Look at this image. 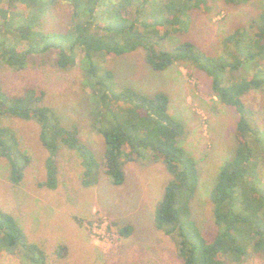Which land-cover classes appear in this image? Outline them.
Listing matches in <instances>:
<instances>
[{
	"label": "trees",
	"instance_id": "1",
	"mask_svg": "<svg viewBox=\"0 0 264 264\" xmlns=\"http://www.w3.org/2000/svg\"><path fill=\"white\" fill-rule=\"evenodd\" d=\"M2 1L0 66L21 70L31 56L53 49L54 64L60 70L79 66L82 87L88 89L91 126L105 146L96 155L81 139L77 125H63L43 102V90L28 88L8 95L0 80V158L8 162L13 182L21 180L29 159L15 132L1 124L3 117L38 124L47 154L41 184L49 189L58 184L61 146L78 155L84 187L97 184L101 175L113 185L122 184L126 161L160 160L170 179L155 206L154 227L172 239L182 264H241L252 254H264V125H259L254 109L244 102L251 91L264 95V5L246 25L224 36L221 53L210 54L189 39L176 41L170 48L161 43L170 33L186 32L191 10L205 0H63L71 8L64 31L39 28L40 18L59 0ZM224 1L243 5L250 0ZM138 48L153 70L186 62L203 71L210 78L212 93L238 115L235 148L208 192L216 225L211 239L201 233L192 215L199 172L194 158L179 143L185 125L170 114L168 95L162 91L144 94L128 85L116 88L114 74L104 64L106 56ZM131 231L130 224L118 226L123 237ZM2 254H14L23 264H46L49 257L41 245L28 240L12 214L0 209ZM64 255L63 246L53 253L55 260Z\"/></svg>",
	"mask_w": 264,
	"mask_h": 264
},
{
	"label": "rangeland",
	"instance_id": "2",
	"mask_svg": "<svg viewBox=\"0 0 264 264\" xmlns=\"http://www.w3.org/2000/svg\"><path fill=\"white\" fill-rule=\"evenodd\" d=\"M58 2L40 18L39 28L43 31L67 28L71 8L63 0ZM4 4L0 2V7ZM263 5L264 0H250L243 5L205 0L191 10L186 32L170 33L161 43L170 48L176 41L189 39L206 52L219 54L224 36L246 25ZM160 32L164 30L160 28ZM55 57L53 49L31 56L21 70L0 66L1 87L8 95L21 94L28 88L43 90V102L57 113L63 125H77L81 139L97 155L105 146L102 136L91 126L88 89L82 87L81 69L76 66L60 70L54 64ZM80 57L78 52L77 63ZM104 64L112 70L116 88L128 85L144 94L162 91L168 95L170 114L185 125L179 143L194 158L199 172L192 215L201 233L211 239L216 225L208 192L219 167L235 148L236 111L212 93L210 78L203 71L186 62L156 71L138 48L106 56ZM244 102L254 109L262 127L264 95L251 91ZM1 124L15 132L29 161L21 180L15 183L8 162L0 158V209L16 218L29 241L43 247L49 255L46 264H182L172 239L154 227L155 206L170 179L160 160L126 161L122 184L113 185L101 175L97 184L84 187L78 155L61 146L58 184L49 189L41 184L47 154L38 137V124L13 117H3ZM262 173L264 178V169ZM126 224L132 226V231L123 237L118 234V226ZM60 246L65 248V255L55 260L53 253ZM0 264L23 263L14 254H2ZM241 264H264V254H252Z\"/></svg>",
	"mask_w": 264,
	"mask_h": 264
}]
</instances>
